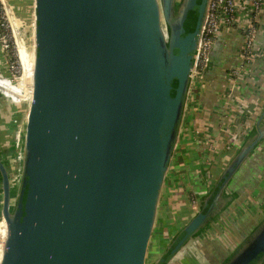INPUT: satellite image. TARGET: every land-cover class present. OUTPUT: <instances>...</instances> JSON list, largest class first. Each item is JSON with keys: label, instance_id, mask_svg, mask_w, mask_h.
<instances>
[{"label": "water", "instance_id": "water-1", "mask_svg": "<svg viewBox=\"0 0 264 264\" xmlns=\"http://www.w3.org/2000/svg\"><path fill=\"white\" fill-rule=\"evenodd\" d=\"M208 3L36 0L31 101L15 184L0 148V264H147ZM223 45L221 36L210 61ZM263 141L264 110L207 213H197L172 253L153 264H169L210 224L218 197ZM230 256L225 264L259 256L264 264V220Z\"/></svg>", "mask_w": 264, "mask_h": 264}, {"label": "crops", "instance_id": "crops-1", "mask_svg": "<svg viewBox=\"0 0 264 264\" xmlns=\"http://www.w3.org/2000/svg\"><path fill=\"white\" fill-rule=\"evenodd\" d=\"M8 2L34 36L36 0ZM243 20L240 17L238 29H231L222 35L223 47L211 59L204 81L197 84L189 95L159 204L155 228L159 224V233L160 236L163 234L165 244L160 241L161 250L153 255L155 262L165 255L168 242L174 240L175 235L198 212L192 204L193 200L198 206L205 205L212 191L222 183L225 171L244 140L256 128L264 110V14L254 44L255 50L263 52V56L248 67L244 66L240 54ZM9 62L0 43L1 74L8 72ZM241 67L248 68L247 74L235 78L233 73ZM0 90L13 99L9 101L0 95V148L10 156L14 125L22 121L18 115L22 109L17 104L27 93V86L20 82L13 86L6 78L0 80ZM225 190L230 207L221 219L213 223L215 228L210 227L202 241L191 240L170 264H205L199 260L205 247L216 253L212 264H221L263 222L264 141L244 162ZM221 222L227 226L222 228L219 225ZM219 227L221 237L228 239V245L222 246L219 238H212Z\"/></svg>", "mask_w": 264, "mask_h": 264}, {"label": "built area", "instance_id": "built-area-1", "mask_svg": "<svg viewBox=\"0 0 264 264\" xmlns=\"http://www.w3.org/2000/svg\"><path fill=\"white\" fill-rule=\"evenodd\" d=\"M263 14L264 0H209L208 10L197 50L191 91L197 84L204 81V73L209 68L210 54L217 39L231 29H238L240 26V17L244 18V25L240 28L243 34V46L240 54L244 66L247 65L248 67V65L255 62L257 58L263 56V52L255 50L254 45L257 34L260 31L261 16H263ZM23 24L24 23L16 16L11 8L8 0H0V43L2 44L5 54L9 57V70L12 72H17L19 70L20 58L18 43L19 40L22 41L20 29L23 28ZM18 37L20 39H18ZM23 44L26 46L25 42H23ZM247 67L239 68L233 73V76L237 78L240 75L247 74ZM2 76L3 75L0 73V77ZM25 95V98L29 96L27 93H25ZM24 96L22 98H24ZM9 99L13 101L12 98ZM23 148V132L21 125L17 122L13 128L12 150L9 156L14 172V184L20 176ZM5 238L6 225L4 219L0 215V254Z\"/></svg>", "mask_w": 264, "mask_h": 264}, {"label": "rangeland", "instance_id": "rangeland-1", "mask_svg": "<svg viewBox=\"0 0 264 264\" xmlns=\"http://www.w3.org/2000/svg\"><path fill=\"white\" fill-rule=\"evenodd\" d=\"M22 26H23V28L20 29L21 40L26 43V46H27L28 50L31 51L30 55L33 56L34 55L33 53L35 51L34 50V36L32 35V33L28 32L27 27L25 26V23ZM18 39H20V38L18 37ZM20 67H21V64L19 62V70L17 72H12L11 70H8V72H5L4 74H1V75H3V77L8 78L9 81L12 83V85H17L19 83V81L22 79V76H23V71L21 69L22 67L21 68ZM23 86L25 87L26 84L23 85ZM30 88H31V86H30ZM8 100L11 101L9 98H8ZM30 101H31V97L27 96V98L24 97V98L20 99L18 104H17L22 109L18 113V115H20L22 117L21 118L22 121L18 122V124L21 125V129H22V132H23V141H24V135H25L26 121H27L29 108H30ZM219 225H221L222 228L227 226L226 223H222V222ZM212 227L215 228V224L212 225ZM159 228H160L159 224H157L156 228L154 230V233H153V237H152L151 243H150V249H149L148 256H147V264H153L154 252L155 251L158 252V251L161 250L160 241H161V243L165 242V239H163V234L162 233H161L162 236H160ZM220 229L221 228L219 227V229L217 230V232L214 233L212 238H214L215 240H218V238H219L220 239L219 242L221 243L222 246H224L225 244L228 245V239H226L225 237H223V238L221 237L222 233H220ZM215 254L216 253L214 251L212 253L209 249H207L205 247L203 249V251L201 252L202 257L199 260L201 262L204 261L205 264L206 263L207 264H212V258L215 257ZM197 264H200V262L197 263Z\"/></svg>", "mask_w": 264, "mask_h": 264}, {"label": "flooded vegetation", "instance_id": "flooded-vegetation-1", "mask_svg": "<svg viewBox=\"0 0 264 264\" xmlns=\"http://www.w3.org/2000/svg\"><path fill=\"white\" fill-rule=\"evenodd\" d=\"M223 182V181H222ZM220 186H221V183H220V185L214 190V191H212V193H211V196H210V198L208 199V201L206 202V204L205 205H203V203L200 205V206H198L197 205V202L195 201V200H193V205H194V208H196L197 207V210L196 211H198L197 213H199V212H202L203 214H205V213H207V211L209 210V208H210V206H212V204H213V202H214V200L216 199V197L218 196V193H219V191H220ZM12 199H14V197L12 198ZM205 200V199H204ZM203 200V201H204ZM212 200V201H211ZM211 201V202H210ZM14 202V201H13ZM210 202V203H209ZM0 203H2L1 202V200H0ZM3 204V203H2ZM215 204H217V206H218V211H217V214L215 215V218L210 222V224L204 229V230H202L195 238H193V239H191V240H197V241H202V238L206 235V231L210 228V227H212V225H214L213 223H215L216 221H218L219 219H221V216L229 209V207H230V201L228 200V198H227V194H226V190H224L222 193H221V195H220V197H218V200L215 202ZM204 206H205V208H204ZM196 213V214H197ZM195 216V215H194ZM192 219V218H191ZM259 226L260 225H258V226H256V228L254 229V232L259 228ZM184 228V227H183ZM183 228L175 235V238H174V240L180 235V233H181V231L183 230ZM253 232V233H254ZM252 233V234H253ZM251 234V235H252ZM180 236H182V235H180ZM178 237V240L177 241H175L174 242V240H168L169 242H168V245L165 247V257H167V256H169L171 253H172V251L175 249V247L177 246V244H178V242L182 239V237ZM204 238H206V237H204ZM249 238H245L239 245H241V244H243V243H245L247 240H248ZM190 240V241H191ZM189 241V242H190ZM174 242V244L172 245V243ZM188 242V243H189ZM172 245V246H171ZM176 245V246H175ZM187 245V244H186ZM171 246V247H170ZM175 246V247H174ZM185 247V246H184ZM238 248V247H237ZM236 248V249H237ZM181 252V251H180ZM234 253V252H233ZM232 253V254H233ZM179 254V253H178ZM177 254V255H178ZM232 254H230V255H232ZM176 255V256H177ZM230 255H228L225 259H224V261L221 263V264H225L226 262H227V260H229L230 259ZM175 256V257H176ZM174 257V258H175ZM173 258V259H174ZM262 258V256H259L258 257V259L256 260V261H254L252 264H257L259 261H260V259ZM173 259L170 261V263L173 261ZM169 263V264H170ZM261 263V262H260Z\"/></svg>", "mask_w": 264, "mask_h": 264}, {"label": "bare ground", "instance_id": "bare-ground-1", "mask_svg": "<svg viewBox=\"0 0 264 264\" xmlns=\"http://www.w3.org/2000/svg\"><path fill=\"white\" fill-rule=\"evenodd\" d=\"M18 50H19V58H20V64L23 70V76L22 79L19 81L20 84L27 86V93L31 97V81H32V73H33V65H34V55L31 56V51L28 50L26 46L22 43V41L19 40L18 43ZM34 54V53H33ZM28 55L31 57L29 59ZM6 77H0V80H5ZM0 93L3 95H6L3 90H0ZM7 96V95H6ZM8 97V96H7ZM9 98V97H8Z\"/></svg>", "mask_w": 264, "mask_h": 264}, {"label": "trees", "instance_id": "trees-1", "mask_svg": "<svg viewBox=\"0 0 264 264\" xmlns=\"http://www.w3.org/2000/svg\"><path fill=\"white\" fill-rule=\"evenodd\" d=\"M198 3H200V0H198ZM197 18H198V7L194 8L193 10H191L189 12V15H188V18L184 24V29L187 31V32H193L194 31V28L196 26V23H197ZM208 70V69H207ZM207 71L204 73V76L206 75ZM223 183V182H222ZM212 201V200H211ZM210 201V202H211ZM209 202V203H210ZM176 246V245H175ZM174 246V247H175Z\"/></svg>", "mask_w": 264, "mask_h": 264}]
</instances>
